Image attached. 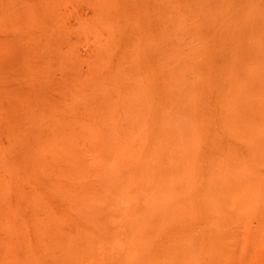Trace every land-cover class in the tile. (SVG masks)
Here are the masks:
<instances>
[{
    "label": "rangeland",
    "instance_id": "rangeland-1",
    "mask_svg": "<svg viewBox=\"0 0 264 264\" xmlns=\"http://www.w3.org/2000/svg\"><path fill=\"white\" fill-rule=\"evenodd\" d=\"M0 264H264V0H0Z\"/></svg>",
    "mask_w": 264,
    "mask_h": 264
}]
</instances>
